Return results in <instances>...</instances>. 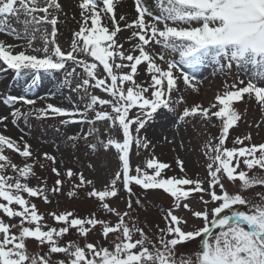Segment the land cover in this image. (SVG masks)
<instances>
[{"label":"snow or ice","instance_id":"obj_1","mask_svg":"<svg viewBox=\"0 0 264 264\" xmlns=\"http://www.w3.org/2000/svg\"><path fill=\"white\" fill-rule=\"evenodd\" d=\"M134 2L137 16L129 22L124 14L117 19L114 0H79V28L72 33L70 50H62L57 42V25L63 14L59 0H0V33L17 40L26 39L31 48V53L14 52L16 44L0 41V62L14 70L17 79L31 74V86L36 85L42 73L55 75L63 71L64 85L71 83L70 78H79L72 91L83 90L80 100L87 101L83 108L76 102L71 108L48 103L22 112L17 104L31 106L36 101L25 95L0 96V103L11 109V123L15 125L21 118L27 121L35 116L66 117L61 123L88 124L92 127L83 137L68 139L75 141L95 135L97 142L89 144L91 150L96 151L98 145L105 151L114 149L120 162V170L97 188L82 172L72 169L62 172L55 166L56 157L43 153V158L54 165L51 167L57 177L54 187L30 186V178L40 179L34 167L44 165L39 157L33 159L31 145L23 137L17 141L0 133V264H264V195L247 200L240 192L230 193L224 184L225 179L232 183L239 181L241 191L264 186V175H249L253 169L264 171V143H251L249 134L233 141L241 146H225L230 129L241 120L234 107L236 102L247 95L264 108V85L259 83L264 81V0H152V5L148 0ZM13 20L23 26L22 31L13 26ZM45 25L50 26V31ZM126 29L130 31L125 38L130 45L127 49L117 39ZM37 33L43 41L41 48L32 47ZM208 63L221 71L231 70L235 64L245 70L249 79L246 84L239 81L242 87L225 84V90L215 95L214 102L184 107L178 117L181 122L197 116L206 122L212 118L220 122L215 143L210 139L205 144L209 160L207 178L167 176L164 170L170 166L155 158L148 159L145 168L137 165L133 171L130 164L133 146L148 148L140 131L159 109L173 111L174 105L185 103L183 95L173 98L174 92L181 91V82L192 91H199L200 81L195 72ZM98 66H102L99 72ZM139 66L145 72L143 81L137 80ZM89 88L98 89L110 98L91 94ZM134 109L135 114L130 115ZM90 112L94 113L91 118ZM8 119L0 116L5 129ZM97 122H107L103 129L107 139L100 138ZM113 132L119 133L120 138ZM245 140L250 143L245 145ZM6 149L24 158L22 165L14 163L5 154ZM177 163L183 173V163L179 160ZM241 165L246 170L238 171ZM9 169L12 175L7 174ZM61 176L68 180L76 177L79 181L68 192L69 197L75 196L77 189L90 187L87 197L96 199L104 213L115 215L116 222L101 219L95 213L81 218L64 211L49 213L60 227L44 223V214L25 194L49 203L48 193L61 191L65 182ZM133 184L145 191L161 189L173 199L174 208L165 213V227L157 225L155 239L130 216ZM121 187L129 197L128 211L123 212L108 202L118 196ZM197 193L204 205L199 210L188 203ZM205 195L210 199L206 200ZM136 203L139 205L141 201L137 199ZM210 203L214 205L211 212L207 207ZM239 206H244L243 210ZM181 208L201 220L202 227H191L185 217L174 214ZM4 217L9 221L18 218V223L5 222ZM98 226L105 240L110 234L115 237L109 246L87 242L88 235ZM70 230L85 239L83 246L76 241L60 243ZM137 234L138 239L134 238ZM197 238L200 243L194 253L177 252L178 246ZM29 240L35 241L41 252L30 253ZM54 254H63V258L53 260Z\"/></svg>","mask_w":264,"mask_h":264},{"label":"rangeland","instance_id":"obj_2","mask_svg":"<svg viewBox=\"0 0 264 264\" xmlns=\"http://www.w3.org/2000/svg\"><path fill=\"white\" fill-rule=\"evenodd\" d=\"M75 4L68 7L67 10L63 8L67 4L63 0H59L62 4L63 14L59 16L60 22L58 23V37L57 42L61 46L62 50H70V40L72 33L77 31L79 25L77 21L80 20V9L79 0H72ZM99 2V0H98ZM120 0H114L116 9H118ZM149 5H152V0H148ZM131 9L135 7V2L130 4ZM130 15H125L126 19L131 22L136 18L137 14L132 11ZM23 19V17H22ZM119 19V17H117ZM104 21L102 20V23ZM123 26V21L120 22ZM12 24L17 30L22 31L23 26L16 24L13 20ZM48 27L50 31V26ZM130 36L129 30H124L118 34L117 39L124 44L127 49L130 47L129 43L126 42L127 37ZM0 41H4L7 44H16L17 47L14 52L27 51L31 53V48L28 46L26 39L17 40L10 34L0 33ZM134 42V41H133ZM43 41L40 38V34H36V39L32 42L33 48H41ZM156 50L159 51V46H156ZM178 59V57H175ZM91 61V57L87 58ZM140 71L137 76L138 81L146 79L143 66H139ZM0 68L5 70L0 71V96L7 95H25L36 101L35 105H23L17 104L22 112L29 111L30 108H41L45 107L46 104L51 103L55 106L64 108H71L73 102H76L79 107L83 108L86 100H80V97L84 94L81 91H72L76 83L79 82V78H70L71 83L64 85L62 83L65 73L63 71L52 75V74H41V79L37 81L35 86H31V74L22 75L20 78L15 77L14 70L7 69L6 66L0 62ZM102 66H98V72ZM78 71H81L78 69ZM128 71V69H124ZM196 78L200 81L198 85L199 91H192L186 85L181 82L179 93L174 92L173 98L178 99L179 96L185 97V103L174 105V110L169 111L167 109H159L153 118L150 119L145 127L140 131L139 135L146 139L148 142V148L137 149L133 146L130 152V164L133 171L137 165L141 168H145L146 161L150 158H155L161 163H166L170 166V169H165L164 174L167 176H183L186 175L193 179L205 180L207 178V164L209 160L205 155L207 149L205 144L210 139L215 143V138L218 137L220 132V122L216 118H212L211 121H204L199 116L186 118L185 121H179V115L182 113L184 107H190L195 103H201L203 106H208L211 102H214V97L218 93H222L225 90V84L231 85L236 83L238 87L239 81H245L247 83L249 75L246 74L245 70L237 68L234 64L231 70L225 69L221 71L218 66L213 63H208L201 66L195 72ZM264 85V81H260ZM89 93L98 95L101 98L108 99L106 93L101 92L98 89L89 88ZM107 107V106H106ZM234 107L241 115V120L238 121L237 126L230 129L228 140L226 141V147L232 148L234 146L239 147L241 145H234L233 141L236 137H244L250 134L251 143L260 144L264 143V108L259 106L254 98H249L247 95L240 101L234 104ZM110 110V109H108ZM11 109L0 103V116H8L9 119L5 121L7 128L5 129L3 124H0V133H3L13 139L19 141L20 137H23L31 145V150L34 153V157H39L40 162L44 165L43 168L37 164L34 167L36 176L40 179L30 178V186H40L46 184L51 189L54 187V182L57 179L55 174L51 172L52 165L51 161H47L43 158V153H48L56 157L58 167L62 172L67 169H72L74 172H82L87 179L92 180L97 188H101L102 185L110 180L116 171H119V160L118 154L114 149L105 151L98 145L96 151H92L89 147L90 143H96V137L88 136L87 139L78 138L75 141L69 140L68 137L76 136L83 137L88 133L89 128L92 127L88 124L80 123H61L66 120V117H55L47 119H39L35 116L28 117L27 121L21 118L17 124L11 123L10 116ZM135 109L130 115L135 114ZM91 118L94 113H89ZM107 122H97L95 127L101 130V139H107V134L103 133ZM116 138H120L119 133L113 132ZM250 142L245 140L244 144L248 145ZM5 154L8 155L12 161L16 164L22 165L24 158L20 157L19 154L13 153L11 150H5ZM183 163L184 172L181 173L180 167L177 161ZM29 163L32 162L30 159ZM246 170L243 165L241 169ZM150 171V170H149ZM8 175H12L11 169L8 170ZM249 175H264V171L259 169H253L249 172ZM64 180L61 191L58 193L49 192L50 202L45 203L41 198H28L25 194L26 199H30L31 203H35L39 212L44 214L45 221L49 226L60 227L50 216L51 212H64L70 211L74 215L85 218L90 214L95 213L97 217L110 221L113 224L116 222L117 217L112 214L104 213L99 208V202L94 198L87 197V192L90 187L80 188L76 190V195L69 197L68 192L73 190V185L78 184L79 181L76 177L71 180L66 179L64 176L60 177ZM224 184L230 193L240 194L247 200H252L257 194L264 195V186L251 187L246 191L240 190V182L232 183L224 180ZM132 209L130 216L138 222V227L144 229L146 234L151 238L155 239L157 233V225L160 228L165 227L164 216L168 209L174 208L173 199L161 189L155 190H143L137 185H132ZM207 187V184H205ZM216 189L219 193L220 189ZM199 193L194 194L193 198H190L188 203L196 210L204 207L198 200ZM206 200L210 199L207 195L204 197ZM128 194L120 188L118 196L110 199L108 202L114 208H117L121 212L128 211L127 201ZM139 199L141 203L137 205L136 200ZM214 205L211 203L207 206L209 212ZM243 210L244 206H239ZM176 215L185 217L189 221L191 227H202V221L192 217L188 210L183 208L176 210ZM5 222L18 223V218H14L11 221L7 217H4ZM128 218H126V221ZM131 224V222L129 221ZM101 229L99 226L93 230L87 237V242L94 240L95 235L101 238L99 243L101 246H109L111 240L115 237L110 234L109 238H105L101 235ZM93 238V239H92ZM134 238H139L137 234ZM68 241H76L83 246L85 239L78 237L75 230H70V233L65 235L61 239V243L66 244ZM27 247L30 253H39L41 248L38 247L37 243L33 240L27 242ZM181 246H178L177 252L179 253ZM47 248H43V252H46ZM195 251H184L183 253L191 254ZM63 254H54L53 260L62 259Z\"/></svg>","mask_w":264,"mask_h":264},{"label":"bare ground","instance_id":"obj_3","mask_svg":"<svg viewBox=\"0 0 264 264\" xmlns=\"http://www.w3.org/2000/svg\"><path fill=\"white\" fill-rule=\"evenodd\" d=\"M63 1L67 4V6L66 5L63 6V8H65V10H67L69 6L74 4V2L72 0H63ZM120 1L121 2L119 3L118 9H116V11H115L116 16L119 17L121 14H124V15L128 14L131 17L132 11L133 10L135 11V7H132V9H131L129 6L133 0H124V1L120 0ZM74 6H75V4H74ZM188 224H189V221H188Z\"/></svg>","mask_w":264,"mask_h":264}]
</instances>
